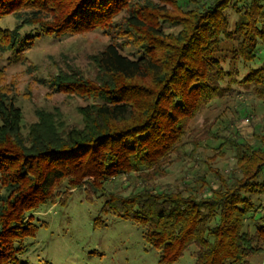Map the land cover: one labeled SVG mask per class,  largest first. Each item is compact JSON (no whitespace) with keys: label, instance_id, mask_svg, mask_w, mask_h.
Returning a JSON list of instances; mask_svg holds the SVG:
<instances>
[{"label":"trees","instance_id":"16d2710c","mask_svg":"<svg viewBox=\"0 0 264 264\" xmlns=\"http://www.w3.org/2000/svg\"><path fill=\"white\" fill-rule=\"evenodd\" d=\"M8 16L17 24L0 28V53L16 62L42 37L98 30L109 43L89 72L70 67L48 81L86 101L78 123L54 108L26 125L0 70V264H28L34 215L66 206L75 190L138 225L159 264L193 246L196 264H251L264 253V127H240L251 115L241 106L221 132L192 128L237 85L264 100V0H0V21ZM207 138L217 142L211 160L231 151L233 168L206 162L181 188L159 183Z\"/></svg>","mask_w":264,"mask_h":264},{"label":"rangeland","instance_id":"374dc122","mask_svg":"<svg viewBox=\"0 0 264 264\" xmlns=\"http://www.w3.org/2000/svg\"><path fill=\"white\" fill-rule=\"evenodd\" d=\"M16 24L15 18L8 16L0 21V28L13 30ZM29 29L24 32L28 33ZM108 43L109 39L96 30L63 38L42 37L26 51L23 63L14 61L11 53H0V70L4 72L5 85L22 109L24 123L29 126L36 122L37 110L52 111L54 108L60 109L70 123H78L77 108L86 105V101L54 93L48 81L61 69L70 67L89 72L90 57L102 51ZM133 53L130 48L124 51L128 56ZM257 64L258 61L253 67ZM241 106L251 115L239 120L235 109ZM237 119L240 127L252 122L260 123V130L264 127V100L258 99L251 89L239 85L233 87L226 99L216 101L211 109L200 115L192 128L205 136L209 129L221 132ZM216 146L217 142L207 138L192 159L194 161L188 158L184 163L174 164L169 175L159 183L181 188V179L185 175L208 171L206 162L221 171L233 168L231 151L226 150L223 156L211 160ZM208 175L212 176L211 173ZM103 204V198L89 202L83 190H75L66 206L57 203L42 208L34 215V223L39 228L34 238L26 240L28 251L22 261L28 264H159V252L144 239L143 230L132 221L102 215ZM99 217L105 225L95 226ZM195 251L196 247H191L175 264H196ZM251 264H264V253L254 257Z\"/></svg>","mask_w":264,"mask_h":264}]
</instances>
